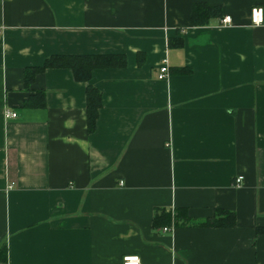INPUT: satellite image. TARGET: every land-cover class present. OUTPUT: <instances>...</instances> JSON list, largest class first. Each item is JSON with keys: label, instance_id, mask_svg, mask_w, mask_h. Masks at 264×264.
<instances>
[{"label": "crops", "instance_id": "crops-1", "mask_svg": "<svg viewBox=\"0 0 264 264\" xmlns=\"http://www.w3.org/2000/svg\"><path fill=\"white\" fill-rule=\"evenodd\" d=\"M197 2L232 24L194 25ZM255 6L264 0H0V264L132 255L140 264H264V22L252 24ZM108 53L126 65L96 69L89 82L51 68L25 85V68L52 55ZM89 84L103 103L92 133ZM174 208L193 219L231 210L236 225L153 226L157 211Z\"/></svg>", "mask_w": 264, "mask_h": 264}, {"label": "trees", "instance_id": "trees-1", "mask_svg": "<svg viewBox=\"0 0 264 264\" xmlns=\"http://www.w3.org/2000/svg\"><path fill=\"white\" fill-rule=\"evenodd\" d=\"M213 17H223V12L219 6L210 5L206 2H197L193 4L191 21L194 25H204ZM181 43V39H175ZM170 43H172L170 41ZM126 65V56L120 53L113 54H86V55H52L47 58L40 66H31L25 68V85L29 88L35 80L38 73L51 68H68L73 72L74 78L80 82H89L92 73L96 69L124 67ZM179 73H189L191 69L182 67L177 69ZM36 98L39 99L38 105L45 104V92L37 91ZM33 97L27 104H34ZM37 103V102H35ZM102 92L94 85L89 84L86 89V107L88 131L92 133L97 126L100 109L102 107ZM197 226V227H233L236 225V214L231 210L216 209L214 214L205 219H193L188 216L185 209L174 208L173 210H159L153 218V226L156 228L163 226L177 227ZM2 257L6 255L5 246L0 247Z\"/></svg>", "mask_w": 264, "mask_h": 264}, {"label": "built area", "instance_id": "built-area-1", "mask_svg": "<svg viewBox=\"0 0 264 264\" xmlns=\"http://www.w3.org/2000/svg\"><path fill=\"white\" fill-rule=\"evenodd\" d=\"M250 18H251V22L253 25H260L264 22V9L263 7L260 6H255L251 9L250 12ZM232 24V17L231 15H225L222 17L221 19V25L223 26H229ZM169 74V68H168V64L167 62L164 60V62H162V64L160 65V74H159V78L163 79L166 78ZM6 118H15L17 117V112L16 111H12L9 109L5 110L4 113ZM243 177L239 176L236 178V185L240 186V182L242 181ZM121 184H123V182H121ZM172 231L173 228L171 227H164L163 231ZM123 264H140V258L136 255H132V256H126L123 259Z\"/></svg>", "mask_w": 264, "mask_h": 264}]
</instances>
